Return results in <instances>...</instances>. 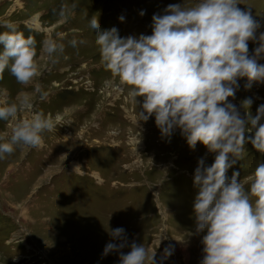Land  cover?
<instances>
[{
  "label": "rangeland",
  "instance_id": "rangeland-1",
  "mask_svg": "<svg viewBox=\"0 0 264 264\" xmlns=\"http://www.w3.org/2000/svg\"><path fill=\"white\" fill-rule=\"evenodd\" d=\"M196 3L0 0V21H10L25 37L35 38L40 72L30 84L21 85L5 70L0 96L6 92L16 102L29 94L34 110L50 114L57 127L42 134L41 146L16 145L13 154L0 159V264H119L118 253L102 256L110 230L117 227L125 229L129 244L155 252L160 264H200L201 237L191 235L197 194L193 174L200 159L211 166L216 153L200 143L190 149L179 130L163 137L154 118L136 124L127 89L117 92L118 81L105 70L88 26L95 17L101 32L115 27L121 37L150 35L154 14H162L169 4ZM238 3L260 25L248 42L252 56L264 33V0ZM6 30L0 27V32ZM46 38L65 45L55 63L42 50ZM73 39L83 43L74 48ZM257 63L264 64V54ZM36 84L43 95L35 92ZM246 99L252 101L247 109ZM230 101L242 118H248L246 112L255 117L264 104V83L246 88V79H241ZM18 118L31 119V112L21 111ZM15 123V118L0 121V136L5 137L0 142L10 138ZM245 149L226 176L231 179L238 172L237 180L247 186V177L264 163V155L250 143ZM169 245L174 251L165 257Z\"/></svg>",
  "mask_w": 264,
  "mask_h": 264
},
{
  "label": "clouds",
  "instance_id": "clouds-1",
  "mask_svg": "<svg viewBox=\"0 0 264 264\" xmlns=\"http://www.w3.org/2000/svg\"><path fill=\"white\" fill-rule=\"evenodd\" d=\"M238 4V0H197L192 7L169 4L162 14L152 16L151 34L139 37H121L115 27L101 32L95 17L88 20L101 62L118 81L117 92L127 89L136 124L154 118L163 137L179 130L190 149L200 143L216 153L211 166L205 167L200 159L193 174L197 194L191 235L201 237L200 264H264V163H258L247 177V186L237 180L238 172L231 179L226 176L246 153V144L264 155V104L255 117L246 112L244 119L230 101L241 79H246V88L253 82L264 83V64L257 63L264 54V33L249 56L248 42L260 25ZM0 27L7 29L0 32V80L8 70L19 84H30L40 75L35 38L25 37L10 21H0ZM78 43L83 41H70L74 48ZM64 49L55 39L42 41L52 63ZM35 92L43 95L40 84ZM251 103L243 101L244 108ZM21 111L31 112V119L19 120ZM13 118L10 138L0 142V159L13 154L16 145L41 146L42 134L57 128L50 114L34 110L27 93L16 102L9 101L6 92L0 96V121ZM110 236L102 256L118 253L119 264H160L155 252L149 254L142 244H129L124 228L111 229ZM173 251L171 245L166 247L165 257Z\"/></svg>",
  "mask_w": 264,
  "mask_h": 264
}]
</instances>
